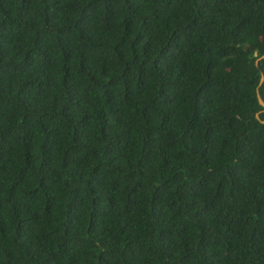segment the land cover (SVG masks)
I'll use <instances>...</instances> for the list:
<instances>
[{
	"label": "trees",
	"instance_id": "1",
	"mask_svg": "<svg viewBox=\"0 0 264 264\" xmlns=\"http://www.w3.org/2000/svg\"><path fill=\"white\" fill-rule=\"evenodd\" d=\"M262 56L264 0H0V264H264Z\"/></svg>",
	"mask_w": 264,
	"mask_h": 264
},
{
	"label": "water",
	"instance_id": "2",
	"mask_svg": "<svg viewBox=\"0 0 264 264\" xmlns=\"http://www.w3.org/2000/svg\"><path fill=\"white\" fill-rule=\"evenodd\" d=\"M261 60H264V56H262L261 58H259L257 60V64L261 61ZM264 80V77H262V81ZM258 99H259V103L260 105L264 108V100L261 98L260 94H259V91H258ZM257 118L259 119V114L257 115ZM264 123V122H263Z\"/></svg>",
	"mask_w": 264,
	"mask_h": 264
}]
</instances>
